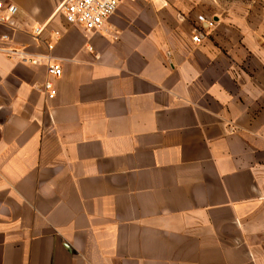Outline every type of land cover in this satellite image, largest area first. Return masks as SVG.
<instances>
[{
	"label": "crops",
	"instance_id": "0c3cea01",
	"mask_svg": "<svg viewBox=\"0 0 264 264\" xmlns=\"http://www.w3.org/2000/svg\"><path fill=\"white\" fill-rule=\"evenodd\" d=\"M62 1L0 0V264H264V0Z\"/></svg>",
	"mask_w": 264,
	"mask_h": 264
},
{
	"label": "built area",
	"instance_id": "2783aa9c",
	"mask_svg": "<svg viewBox=\"0 0 264 264\" xmlns=\"http://www.w3.org/2000/svg\"><path fill=\"white\" fill-rule=\"evenodd\" d=\"M124 0H64L57 8L61 12L69 25L82 28L87 32L97 31L101 29L106 21L116 12L120 3ZM18 13V7L14 4L4 6L0 2V22L15 27L14 17ZM215 22L212 18L204 15L197 17V25L192 35V41L201 43L203 40L204 28L214 27ZM205 26V27H204ZM45 30V26L38 24L33 27L32 35L35 39H39ZM58 34V33H56ZM8 39L7 36L4 37ZM0 51L10 56H17L25 62L38 64L42 60L40 58H31L24 55L15 48H0ZM48 66V75L52 77H60L62 75V66L58 61L50 58L44 59ZM43 89L49 99H54L57 95V88L51 79L46 80Z\"/></svg>",
	"mask_w": 264,
	"mask_h": 264
}]
</instances>
